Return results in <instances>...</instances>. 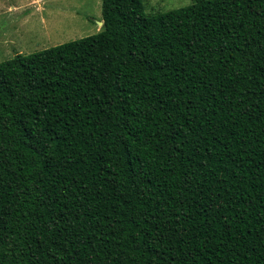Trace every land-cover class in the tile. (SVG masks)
<instances>
[{
  "label": "trees",
  "instance_id": "1",
  "mask_svg": "<svg viewBox=\"0 0 264 264\" xmlns=\"http://www.w3.org/2000/svg\"><path fill=\"white\" fill-rule=\"evenodd\" d=\"M101 20L0 62V264H264V0Z\"/></svg>",
  "mask_w": 264,
  "mask_h": 264
},
{
  "label": "rangeland",
  "instance_id": "2",
  "mask_svg": "<svg viewBox=\"0 0 264 264\" xmlns=\"http://www.w3.org/2000/svg\"><path fill=\"white\" fill-rule=\"evenodd\" d=\"M190 3L142 0L147 14ZM100 23L101 0H0V62L96 34Z\"/></svg>",
  "mask_w": 264,
  "mask_h": 264
},
{
  "label": "crops",
  "instance_id": "3",
  "mask_svg": "<svg viewBox=\"0 0 264 264\" xmlns=\"http://www.w3.org/2000/svg\"><path fill=\"white\" fill-rule=\"evenodd\" d=\"M11 8V7H10ZM12 8H13V6H12Z\"/></svg>",
  "mask_w": 264,
  "mask_h": 264
},
{
  "label": "water",
  "instance_id": "4",
  "mask_svg": "<svg viewBox=\"0 0 264 264\" xmlns=\"http://www.w3.org/2000/svg\"><path fill=\"white\" fill-rule=\"evenodd\" d=\"M102 25V23H100Z\"/></svg>",
  "mask_w": 264,
  "mask_h": 264
}]
</instances>
